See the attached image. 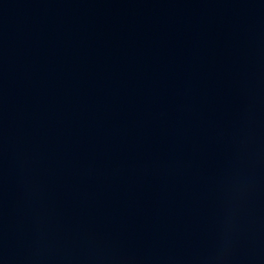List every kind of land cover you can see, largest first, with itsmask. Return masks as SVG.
<instances>
[{"label": "water", "instance_id": "1", "mask_svg": "<svg viewBox=\"0 0 264 264\" xmlns=\"http://www.w3.org/2000/svg\"><path fill=\"white\" fill-rule=\"evenodd\" d=\"M0 264H264V0H0Z\"/></svg>", "mask_w": 264, "mask_h": 264}]
</instances>
